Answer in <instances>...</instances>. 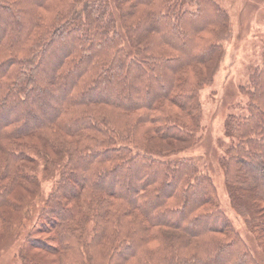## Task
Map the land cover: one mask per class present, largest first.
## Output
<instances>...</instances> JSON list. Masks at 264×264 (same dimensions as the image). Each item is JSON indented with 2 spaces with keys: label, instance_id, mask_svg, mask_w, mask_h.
Instances as JSON below:
<instances>
[{
  "label": "trees",
  "instance_id": "1",
  "mask_svg": "<svg viewBox=\"0 0 264 264\" xmlns=\"http://www.w3.org/2000/svg\"><path fill=\"white\" fill-rule=\"evenodd\" d=\"M228 22L216 0H0L8 229L21 230L31 209L17 212L23 203L10 197L36 179L26 138L43 142L46 162L54 150L62 160L22 238L55 262L22 249V264H263L224 214L209 174L189 156L166 155L200 129L197 95L211 79L208 63L222 56ZM239 89L246 110L225 118L231 143L218 163L232 210L264 252V42Z\"/></svg>",
  "mask_w": 264,
  "mask_h": 264
},
{
  "label": "rangeland",
  "instance_id": "2",
  "mask_svg": "<svg viewBox=\"0 0 264 264\" xmlns=\"http://www.w3.org/2000/svg\"><path fill=\"white\" fill-rule=\"evenodd\" d=\"M216 1L227 12L229 22L228 26L221 29L218 35L223 48L222 56L219 60L214 58V61L208 63L212 70V76H209L211 79L203 84L197 95L201 106L200 129L191 145L174 151L178 153L172 151L166 155L168 157L189 156L203 171L209 174L215 185L219 205L228 220L247 240L252 251L256 254L257 252L264 254L260 245L251 235L242 216L237 215L232 210L222 169L218 163V158L224 153L225 147L231 143L230 138L224 133V120L229 113L239 114L246 110L247 97L240 91L239 87L245 84L252 68L256 64H260L262 60L264 0ZM47 111H52V108H47ZM26 139L36 154L35 161L29 162L26 170L35 175L36 179L24 181L23 186L18 189L20 191L12 193L10 197L14 202L22 201L21 203H23V207L18 208L17 212H22L25 207L31 209L27 210V215L22 214L23 218H26L24 220L25 227L23 228L24 225L21 223L19 228L21 230L19 231L8 229V222L2 221L0 216V227L2 228L0 230V264H22V254L20 253L22 249L24 253L38 256L41 261L55 262L53 252L26 247L22 238L25 236L24 229L26 234V228L30 225V218L39 211L41 198H44L51 191L54 181L58 177L62 160L54 150V153H50V161L46 162L45 156L39 152L44 148L42 147L43 142L31 137ZM145 148L156 151H171L172 149L171 147L168 149L166 144L159 142H149ZM257 170H261V168L258 167ZM116 180L111 179L108 184L113 186ZM11 219L13 223H18V225L21 222L18 213ZM35 235L43 236L44 234L35 231ZM262 262L264 264V260Z\"/></svg>",
  "mask_w": 264,
  "mask_h": 264
}]
</instances>
